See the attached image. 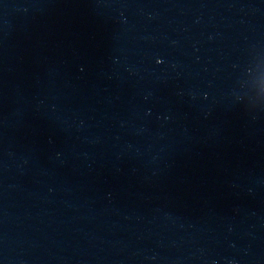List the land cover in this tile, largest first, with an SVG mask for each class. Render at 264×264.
I'll return each mask as SVG.
<instances>
[{
    "label": "water",
    "instance_id": "95a60500",
    "mask_svg": "<svg viewBox=\"0 0 264 264\" xmlns=\"http://www.w3.org/2000/svg\"><path fill=\"white\" fill-rule=\"evenodd\" d=\"M189 0H0V264H145Z\"/></svg>",
    "mask_w": 264,
    "mask_h": 264
}]
</instances>
